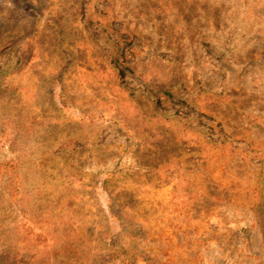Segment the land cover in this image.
Returning <instances> with one entry per match:
<instances>
[{"label":"rangeland","instance_id":"rangeland-1","mask_svg":"<svg viewBox=\"0 0 264 264\" xmlns=\"http://www.w3.org/2000/svg\"><path fill=\"white\" fill-rule=\"evenodd\" d=\"M0 264H264V0H0Z\"/></svg>","mask_w":264,"mask_h":264}]
</instances>
